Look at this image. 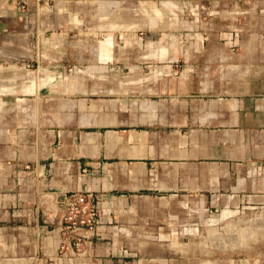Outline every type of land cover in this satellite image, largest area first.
<instances>
[{
	"label": "crops",
	"instance_id": "obj_1",
	"mask_svg": "<svg viewBox=\"0 0 264 264\" xmlns=\"http://www.w3.org/2000/svg\"><path fill=\"white\" fill-rule=\"evenodd\" d=\"M153 1L0 0L1 264L164 261L153 245L180 243L185 208H200L204 214L219 210L225 218L232 209L264 205V0H174L190 11L207 6L211 16L225 14L226 20L243 26L186 30L178 34L189 43L185 49L158 47L149 63L133 64L122 56L114 61L102 58L101 67L112 70L119 84L127 78L134 84L162 81L176 75L175 63L183 58L186 64L179 79L184 89L190 84L211 99L165 97L160 116L173 118L180 127L189 123L193 132L202 126L222 132L224 145L219 149L205 145L215 141L212 136L193 137L202 144L189 153L199 156L200 162L151 159L156 153L186 156L179 136L170 138L171 153L167 145H149L144 131L119 136L113 131L37 126V28L55 30L65 22L63 38L75 4L97 3L102 15L109 7L136 8ZM166 37L175 38L171 33ZM109 38L100 44L103 49L111 44ZM54 46L50 45L44 69L49 80L57 77L60 67ZM139 109L154 114L156 106L147 102ZM73 192L90 194L97 209L94 231H80L79 253L72 246L73 233L61 232L60 223L61 202ZM189 201L193 204L187 206ZM137 243L151 248L137 257L127 247Z\"/></svg>",
	"mask_w": 264,
	"mask_h": 264
},
{
	"label": "rangeland",
	"instance_id": "obj_2",
	"mask_svg": "<svg viewBox=\"0 0 264 264\" xmlns=\"http://www.w3.org/2000/svg\"><path fill=\"white\" fill-rule=\"evenodd\" d=\"M153 2L154 4L138 5L136 8L128 5L109 7L106 14L102 15L99 14L97 3H92L90 7L87 4H75L70 15L72 24L67 25L69 31L63 38L60 36L65 32V22L59 23L55 30L48 26L37 28V126L54 127L57 130L77 129L85 133L113 131L119 136L144 131L146 134L143 135L149 139L148 144L161 147L167 145L171 153L174 146L170 138L181 137L187 155L156 153L151 156V159L163 162H200L199 156H190L189 153L196 145L202 144L200 140H193L195 136H212L215 140L213 143L205 141L208 147L219 149L224 145L221 142L222 132H209L206 126H202L201 131L193 132L195 128L189 123L180 127L173 118L160 116V102L165 97L189 101L211 99L209 93L193 91L194 86L190 84L184 89L179 79L186 64L182 57L175 63L176 75H168L169 77L154 84H134L130 78L119 84V79L114 77L112 70L101 67L102 61H114L119 56L127 58L133 64L149 63L153 58L150 54L161 47L168 48V44L185 49L189 43L178 34L185 33L186 30L208 32L228 26H243L242 22L226 20L225 14L211 16L207 6L190 11L188 7L179 8L174 0H170L173 3L171 5H164L162 0ZM131 9L133 10L129 11ZM169 33L175 38L169 40L166 37ZM107 37H110L111 44L103 49L100 44ZM138 38L143 41L137 42ZM51 44L56 45L54 47L57 48L60 67L57 77L50 81L49 75L44 74V69L50 61ZM139 44L142 48L136 47ZM146 72L144 69L143 73ZM147 102L156 106L154 114L139 109L140 105ZM191 204L193 201L187 202V206ZM232 210L234 212L223 218L219 210L204 214L200 208H185V221L182 224L184 233L183 237L180 236V243H155L153 252L161 254L166 260H154L149 264H264V221L263 226L259 220L255 222L257 216L264 214V205ZM244 230L251 231H246L247 235L244 236ZM213 233L217 238H214ZM62 246L63 244L59 245V249L64 252L66 248ZM127 247L137 257L151 248L142 243ZM73 249L75 253H79L76 252L79 248ZM3 252L4 248H0V253ZM1 259L0 257V264Z\"/></svg>",
	"mask_w": 264,
	"mask_h": 264
},
{
	"label": "built area",
	"instance_id": "obj_3",
	"mask_svg": "<svg viewBox=\"0 0 264 264\" xmlns=\"http://www.w3.org/2000/svg\"><path fill=\"white\" fill-rule=\"evenodd\" d=\"M60 206L63 212L60 219L63 228L61 232L65 230L72 232V246L78 249L83 239L80 231L92 233L95 229L97 209L92 197L86 193H69L64 196Z\"/></svg>",
	"mask_w": 264,
	"mask_h": 264
},
{
	"label": "bare ground",
	"instance_id": "obj_4",
	"mask_svg": "<svg viewBox=\"0 0 264 264\" xmlns=\"http://www.w3.org/2000/svg\"><path fill=\"white\" fill-rule=\"evenodd\" d=\"M258 220H259V221H258ZM257 221H258L260 224H262V222L264 221V214H261V215L257 216V219H256L255 222H257ZM230 222H231V221H230ZM243 223H244V222H243ZM225 224H226V223H225ZM229 224H230V223H229ZM240 224H241V223H240ZM252 224H253V223H252ZM263 224H264V223H263ZM263 224H262V226H263ZM233 225L235 226V224H233ZM233 225H232V227H233ZM241 226H242V225H241ZM246 226H249V225H247V223H246ZM236 227H237V226H236ZM238 227H239V226H238ZM254 227H255V226H254ZM230 228H231V226H230ZM230 228H229V229H230ZM241 228H242L241 230L243 231V227H241ZM247 228H248V227H247ZM234 229H235V228H234ZM236 229H237V228H236ZM244 229H246V227H245ZM258 229H259V228H258ZM207 231H208V230H207ZM209 231H210V230H209ZM214 231H215V230H213V232H214ZM236 231H237V230H235V232H236ZM244 231H245V230H244ZM246 231H247V233H248V232H250L251 230H250V231L246 230ZM246 231L244 232V234H245L244 236L247 235V234H246ZM215 232H216V231H215ZM231 232H232V231H231ZM211 233H212V232H210V234H211ZM232 234H233V233H232ZM232 234H231V235H232ZM254 234H255V233H254ZM214 235H215V234L213 233V236H214ZM241 235H242V233H241ZM249 235H251V234L249 233ZM255 235H256V234H255ZM255 235H254V236H255ZM215 236H216V235H215ZM215 236H214V238H217V236H216V237H215ZM233 236H234V235H233ZM218 237H219V236H218ZM256 237H257V236H256ZM212 238H213V237H212ZM234 239H235V238H233V240H234ZM216 240H217V239H216ZM230 242H231V241H230ZM233 242H234V241H233ZM233 242H232V244H233ZM227 246H228V245H227ZM229 247H230V246H229ZM231 247H233V246H231ZM234 247H235V246H234ZM230 249H231V248H230ZM234 249H235V248H234ZM226 251L228 252V250H226ZM231 251H232V250H231Z\"/></svg>",
	"mask_w": 264,
	"mask_h": 264
}]
</instances>
